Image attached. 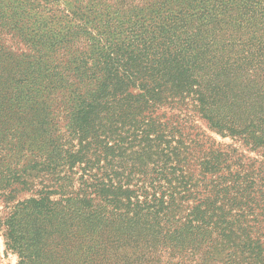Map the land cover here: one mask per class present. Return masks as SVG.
Instances as JSON below:
<instances>
[{
	"label": "trees",
	"instance_id": "obj_1",
	"mask_svg": "<svg viewBox=\"0 0 264 264\" xmlns=\"http://www.w3.org/2000/svg\"><path fill=\"white\" fill-rule=\"evenodd\" d=\"M1 1L19 264H264V0Z\"/></svg>",
	"mask_w": 264,
	"mask_h": 264
},
{
	"label": "rangeland",
	"instance_id": "obj_2",
	"mask_svg": "<svg viewBox=\"0 0 264 264\" xmlns=\"http://www.w3.org/2000/svg\"><path fill=\"white\" fill-rule=\"evenodd\" d=\"M7 4V1H4ZM3 1H1L0 5L4 4ZM0 45H6L7 47L12 48L14 51H20L25 54L30 53L29 49L32 48V45H41L38 42H34L32 39L30 40L26 36V32L21 31V25H13L14 19L10 17L9 13L6 12L7 8L6 6H0ZM6 16L8 18H6ZM10 22V23H9ZM9 23L8 25H5ZM37 28V24H36ZM39 29V28H38ZM33 35L36 36V33L33 32ZM39 38V36H37ZM39 40V39H37ZM219 141L221 139L217 137ZM226 142H230V140H225ZM0 212H6L4 211L3 205L0 203ZM1 216V213H0ZM20 260L16 253H13L12 251L7 249V246L5 244V240L2 234V231L0 230V264H19Z\"/></svg>",
	"mask_w": 264,
	"mask_h": 264
}]
</instances>
